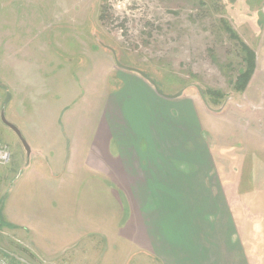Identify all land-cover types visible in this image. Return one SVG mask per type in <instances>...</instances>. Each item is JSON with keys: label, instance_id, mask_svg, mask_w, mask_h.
Here are the masks:
<instances>
[{"label": "rangeland", "instance_id": "374dc122", "mask_svg": "<svg viewBox=\"0 0 264 264\" xmlns=\"http://www.w3.org/2000/svg\"><path fill=\"white\" fill-rule=\"evenodd\" d=\"M5 1L0 7V142L9 147L11 158L0 164V249L11 264H64L67 256L92 253L101 257L107 249L115 257L121 253L112 237L110 244V238L105 243L100 236L92 242L95 249L80 243L48 254V184L35 190L25 182L23 177L31 175L29 154L3 121L15 125L29 146L24 136L26 120L37 112L46 115L48 89L54 79L68 76L72 93L73 85L92 67L90 52L98 49L102 51L103 74L108 70L104 51L110 55V74L100 89L106 100L103 127L115 123L130 131L141 127L147 134L142 139L146 144L147 140L153 144L158 132L167 150L176 144H196L198 149L223 147L222 154L214 148L206 156L204 148L200 149L197 162L191 157V185L178 184L179 165L174 163V172L173 163L164 159L162 170H154L159 177L150 178L155 183L115 185L113 192L119 194L99 201L100 208L114 204L119 214L120 207L135 209L142 204L141 209L150 210L160 203L152 200L153 195L161 192L174 196L196 192L197 200L202 192L212 193L213 225L220 224L216 216L226 212L236 236L246 234L242 231L248 223L261 225L260 245L264 248V0ZM221 21L230 26L235 39ZM241 42L253 51L255 67L245 88L238 91L235 78L246 66ZM209 89L222 96L210 95ZM113 90L116 93L109 96ZM83 93L88 96L86 87ZM109 98L116 100L113 106L108 104ZM159 114L164 117L157 121ZM111 186L101 185L100 192H109ZM126 188L133 196L129 204L122 193ZM245 208L251 209L250 213ZM141 219L147 224L146 217H132L126 226L122 224L120 234L137 241L138 247L144 243L142 237L148 238L155 256L167 257L163 254L166 237L172 241L168 243L172 250L180 234L171 232L165 237L151 228L145 235ZM157 235L162 237L158 243ZM107 245H114L113 251ZM260 253L264 264V249Z\"/></svg>", "mask_w": 264, "mask_h": 264}, {"label": "crops", "instance_id": "0c3cea01", "mask_svg": "<svg viewBox=\"0 0 264 264\" xmlns=\"http://www.w3.org/2000/svg\"><path fill=\"white\" fill-rule=\"evenodd\" d=\"M0 1V7L8 2ZM90 53L92 67L88 68V75L80 77L78 84L73 85L72 93L69 92L71 85L68 76L56 77L48 89L51 92H48L46 115L37 112L34 116H29L26 120L27 128H24V136L30 148L28 162L31 175L23 178L35 190L48 184V203L45 204L48 208V254H57L58 251L71 249L80 243H86V249H95L96 244L92 246V242L101 236L105 243L112 237L120 246L121 253L118 257L112 256L107 249L101 257H95L91 252V255L86 253L74 258L67 256V262L64 264H103L105 261H108L107 264H263L259 259L260 252L264 249L260 245L262 226L248 223L242 231L247 235L236 236V233L230 230L227 212L224 216L222 213L216 216L220 224L214 226L212 193L202 192L203 195L197 200L196 192H184L178 196L161 192L152 197V200L155 198L160 202L159 206L156 205L150 210L141 209L142 204L139 207L135 205V209L120 207L119 214L114 204L112 208H100L99 201L110 199L112 194L115 197L119 194L117 191L113 192L115 185L146 186L155 183L150 181V178L159 177L154 170H162L160 163L165 161L164 159L173 163L174 172V163L179 165L176 172L179 176L178 184L191 185L192 178H188L194 175L188 168L192 163L191 157L197 162L200 149L204 148L202 151L206 156L210 155L214 148L218 154H222L223 147L200 146L198 149L196 144H176L167 150L164 143H160L158 132L154 136L157 144L155 141L149 144L148 140L146 144V140L142 143V139L147 137V134H143L141 127L137 131H130L127 127L117 128L116 123L113 127H103L102 105L106 100L104 102L105 97L101 96L100 89L101 82L103 79L106 81L110 74L107 64L110 55L104 51L105 67L108 70L103 74L101 49L97 52L92 50ZM84 87L88 96L83 93ZM115 93V90L110 91L109 96L113 97ZM114 98H109L110 106L116 103ZM11 99L12 97L8 99L9 105ZM10 109L12 110L11 107ZM161 117L164 115L159 114L157 121L159 118L161 120ZM114 121H117V118H114ZM163 132L164 126V137ZM177 133L174 131V136H177ZM260 147L258 146V150ZM199 158L201 159L200 156ZM176 173L170 175L173 177ZM182 175L185 176L184 180L181 179ZM106 184L114 187L108 188L109 192H100L99 187ZM122 193L129 204L132 193L127 188ZM167 201L172 204L167 205ZM250 210L245 211L250 213ZM132 217L148 218L147 224L141 219V231L145 235L152 228L155 233H163L166 237V233H176L182 228L180 236L177 235L179 241H173L172 250L168 249V243L172 241L166 237V251L163 254L167 257L161 259L155 256L148 238L142 237L144 243L142 242L140 248L137 241L120 234V229L123 225L126 226ZM109 222L112 223L111 226L108 225ZM235 228L240 232V226L235 224ZM214 233L218 239L214 240ZM159 236L156 238L157 243L162 239ZM113 240L110 238L109 243ZM109 248L113 251L114 245ZM70 253L69 251L67 254ZM107 254L112 257L107 258ZM170 255L171 261L167 259Z\"/></svg>", "mask_w": 264, "mask_h": 264}, {"label": "trees", "instance_id": "16d2710c", "mask_svg": "<svg viewBox=\"0 0 264 264\" xmlns=\"http://www.w3.org/2000/svg\"><path fill=\"white\" fill-rule=\"evenodd\" d=\"M102 14H100L99 19H102ZM223 24L224 29L229 34L230 38L235 39L236 35L233 32V30L230 28V26L227 25L225 21H221ZM239 43V42H238ZM242 51L244 53V61L246 63V66H244V69H242L239 74L235 78V84L234 88L238 91H241L245 88L246 83L249 81L250 76L253 72V69L255 67V56L251 49H249L245 44L242 42L240 43ZM207 92L214 96V97H221V93L216 90H207Z\"/></svg>", "mask_w": 264, "mask_h": 264}, {"label": "built area", "instance_id": "2783aa9c", "mask_svg": "<svg viewBox=\"0 0 264 264\" xmlns=\"http://www.w3.org/2000/svg\"><path fill=\"white\" fill-rule=\"evenodd\" d=\"M11 152L7 145L0 142V164H6L10 161ZM0 264H11L7 256L0 249Z\"/></svg>", "mask_w": 264, "mask_h": 264}, {"label": "water", "instance_id": "95a60500", "mask_svg": "<svg viewBox=\"0 0 264 264\" xmlns=\"http://www.w3.org/2000/svg\"><path fill=\"white\" fill-rule=\"evenodd\" d=\"M143 74V73H142ZM144 75V74H143ZM3 121L17 134V136L21 139V141H22V144H23V146H24V148H25V150H26V152H27V154H29V152H30V148H29V146H28V144L25 142V140L21 137V134H20V131H19V129L15 126V125H13V124H11V123H9L8 121H6L4 118H3Z\"/></svg>", "mask_w": 264, "mask_h": 264}, {"label": "clouds", "instance_id": "9594fccd", "mask_svg": "<svg viewBox=\"0 0 264 264\" xmlns=\"http://www.w3.org/2000/svg\"><path fill=\"white\" fill-rule=\"evenodd\" d=\"M182 231V228L181 229H178L176 234L179 235V232Z\"/></svg>", "mask_w": 264, "mask_h": 264}]
</instances>
